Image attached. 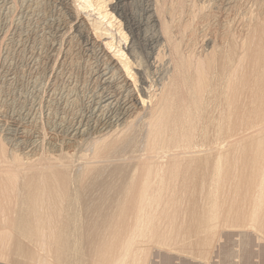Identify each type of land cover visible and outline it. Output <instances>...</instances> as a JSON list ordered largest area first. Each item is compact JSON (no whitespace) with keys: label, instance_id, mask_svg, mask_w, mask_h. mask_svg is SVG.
<instances>
[{"label":"rangeland","instance_id":"rangeland-1","mask_svg":"<svg viewBox=\"0 0 264 264\" xmlns=\"http://www.w3.org/2000/svg\"><path fill=\"white\" fill-rule=\"evenodd\" d=\"M222 1L224 0H128L125 5L126 13L129 16L131 15L130 17H133L132 19H136L140 23H143L139 28L136 26L134 27L136 35L134 36L135 38L132 39V35L130 34V30L128 29L129 25L125 23L126 21L118 18L117 14H114L112 12L113 6H116L118 1L93 0L95 6L93 7V9H90L91 13H89L91 15H94L95 17V19H90L93 20L92 24H98L96 22V19L102 18L100 15H98L99 13L97 10H95L96 8L100 9V7L104 6V10L108 11L110 14L113 13L112 15L114 16V18L110 20V22L113 23V27H111L110 24L107 23V20H102L105 23V26L103 28H108L111 30L109 33H106L109 36L110 40H104L103 44L105 45L107 42L111 41H113L114 44V47L112 49L108 48V52L113 55L119 50L120 46H123L126 43L127 45L131 44L130 46H132L133 54L135 56L132 59L133 66L131 67V69L133 70H131L130 72L136 79L135 81L137 85V91L140 90L139 92L141 93L139 94V92H137V100L139 102H142L144 100V102H147L144 103L145 111L143 110V113L141 112L138 117L132 119L131 124L126 125L124 128L119 129L116 133L110 134L101 139V141L110 139H114V141H123L129 136H134L135 140H137L131 148L124 152V154H120L117 157L110 158L107 161L106 159H104V161L103 158H97L94 154L92 145L98 141L93 137L78 140L73 148L68 149L65 144H63L64 135L61 132L59 133L60 130L54 128L52 122L55 121L54 118L58 111L53 109L52 113L49 116V112L47 110V100L51 95V90L53 87L52 77L54 76L56 70H47L48 72L41 71L40 76H38V79L40 80L37 79L38 86L36 87V90H34V97L36 98L35 104L36 107H38L36 108L38 112V128L42 136L41 150L39 154L34 158L27 159L21 152L13 150L12 145L4 140V134L8 131V129L13 132L12 134H14V131L16 133V125H18V123H16V116L22 110L21 108L23 106L28 107L34 100V98H32L29 93L33 91L31 88L34 84L33 82H35V79H32L28 74L31 61L29 58L27 59L29 55L24 56V58L22 53H20L19 45H17L19 41L18 39H20V27L22 20L21 17L23 13L20 1L10 0L11 9L8 11V15L5 19L6 11L1 7L3 5V2L2 0H0V8L2 9L0 10V144L3 145L5 151L4 160L0 159V170L7 171L8 169V171L14 172L16 174V190L25 195L29 188H34L42 183L45 178L41 175L43 171L47 172L49 170H53L56 173L55 182L61 184L64 187V192L67 196V199H71L70 196L73 197L74 194H77V177L79 173H81L82 169L85 168V163L90 161L95 162V166L102 167L104 169H122L125 167L129 169V175L131 176L133 169L137 165H141L139 164L140 162H147L148 159H150L151 152L147 149L146 138L148 137L150 125L155 120H159L162 124L164 123L163 126L166 130V135H164L163 139L164 149H162L160 159L165 166L168 165L166 167L168 170L172 167H176L177 164H179L178 167L181 165L179 167L180 175L178 174L180 177L170 176L166 174L163 178V181L160 183L161 185L158 186V183H156L157 187L155 185L156 189H153L154 202H152V208L144 214L148 221L152 223V225L148 227L149 229L147 228L148 230L145 229L144 236H142L140 242H138L136 245L139 250L144 249L143 253L146 250L144 254L140 253L139 259H142V262L144 261L143 263L140 261L141 264H264V221L259 225L261 227L256 226V229H254L255 227L252 228L251 226H244V224L237 222V220L235 219L227 221L228 223L224 221V219H220L216 223V225H213L212 227H201L202 225L200 224L199 219L200 214L199 210H197L201 208V206H204L205 203L207 204L206 199L208 200V195L206 193L207 188L203 189L205 188L203 187V185L205 186L206 184L208 186V183L205 182V179L209 178H205L204 175L206 174L210 166L206 167L204 165V161L206 159H210L211 161H213L215 155L217 154V149L221 147L220 145H224L225 143H227L226 141H228L227 144L229 145L226 144V150L229 151V161L231 163L232 172L234 174L240 173L241 171H243V165L247 161V157L244 156L249 151L248 143L252 140L251 137L253 138L257 133V130H254L259 129L258 127L264 124V122L260 123L259 120L255 118L258 121L257 122L254 119V116L251 115L254 112V104L252 103V101H250L253 98L250 96L252 92L254 93L252 95H255V92H258V88H256L255 83H253V76H255V70L253 67L256 61V57L252 56L251 53H253L254 55V53H256L255 50H260V47L261 49H264L263 42H261L260 40L264 35V33L263 35L260 34L262 33L261 30H264V25L262 24V21L264 22V20H262L264 19V0H234L235 6H233L229 10L231 12L226 10V13L225 9L223 10V8L220 7ZM148 5L154 6L156 16L160 22L159 26L157 27H153L152 24H147L145 21L147 18L145 15V10ZM3 7L5 8V6ZM212 12L214 13L212 14ZM228 12L229 14H231L227 15ZM214 15L216 16L215 20ZM254 17H256L257 19H255ZM254 22H258V24H260L255 25L256 23L254 24ZM252 27H254V30L252 29ZM257 29H260L259 33ZM159 31L162 32L163 37L161 40L162 42H159L160 44L152 41L153 35ZM254 31H256L255 34ZM120 32H123L125 34L127 33V41L122 38L120 39V37H122L119 34ZM95 33L96 32H93L94 35ZM251 33L253 34L251 35ZM111 34H113L114 39H111ZM255 35L260 37H255ZM258 38H260L259 41H257ZM253 40L256 41V44H253L252 46ZM99 41L102 42V40ZM243 42H245L246 45H249L251 43V48L248 47V45V48L245 47L246 45L244 46ZM257 42H259V44L261 42L262 44L257 46ZM237 47L240 49V51H238ZM244 48L247 50H245ZM253 48L254 51H251L253 50ZM263 49L261 50L262 52H264ZM249 50L250 52H248ZM8 51L10 52L8 53ZM261 51H258L257 53ZM18 53H20V55ZM6 56L8 58L10 57L8 59L9 62H11L12 60L14 61L12 68L16 69L20 76L23 73L24 82H22L21 79L13 82L11 81L13 77L11 78V76H8L6 74V65L4 61L6 59ZM116 56H120V54L116 53ZM250 57L251 59L249 60ZM242 58L244 59V61H242ZM123 59H126V57ZM208 59L210 61H208ZM202 60H206L209 63L212 61L210 63L212 68L210 70L212 72L210 71L211 74H209V81H211V85H209L210 88L206 90L207 92L205 91V94L203 93V96L201 98L202 100L200 101V106H196L193 102L191 94V80L192 76L197 71L198 66L203 62ZM238 60L239 62H237ZM263 60L264 59L262 57V62H260L263 63ZM240 62L241 64H238ZM249 64L253 65V67L250 65L252 68H249ZM241 68L245 69L246 72H248L246 74H243L246 77L242 75L243 69L240 70ZM138 70L140 71L139 73ZM251 70L253 71V73ZM140 73L142 75H140ZM238 73L239 76L237 75ZM137 76L140 77V79ZM250 76L251 81H249ZM30 78L32 79V81ZM233 78L234 81L232 80ZM241 78L243 79V83ZM244 78H246V80ZM240 81L241 83L239 86L238 82ZM244 81L246 84L244 83ZM9 83L12 84L11 87L13 86V89L11 87H7L9 86ZM235 84L238 87L235 86ZM244 84L245 86L242 87V85ZM246 85L248 86V88ZM252 86L256 90L253 89ZM61 87L63 88V86L59 84L58 89ZM37 88L39 89L37 90ZM245 88L247 89L248 93L251 92L248 97L246 95L248 94L246 93L247 91L244 90ZM233 89H239V93L236 94V97L233 96ZM14 90H18L19 92L22 91L23 93H21L23 97L18 98V95H12ZM60 90L62 89H59V92ZM59 92L57 93V95L59 94ZM238 94H242L243 96H239ZM138 95H140L141 98ZM231 98L232 100L235 98L236 99L232 101ZM240 98L242 99V102ZM24 99L27 101H25ZM82 101H84V103L86 101L87 103L89 101L88 97L86 95L85 97H81L79 103L77 104V106H75V112H77V109L80 108L78 107V105H82ZM238 101H240V103H238ZM245 101L247 104H244ZM13 103L15 104L13 105ZM233 103L235 104V106L232 105ZM248 103H250L249 105H253L250 106V110L248 109ZM223 104L225 106L227 104L230 105H227L225 107L223 106ZM239 104H242L243 107L241 106L240 108H237ZM229 107L232 110H228ZM46 111L48 114L46 113ZM54 111L57 112L54 114ZM228 111L232 114L234 113V115H237L240 112L239 115H244L245 123L250 122L251 125L254 126L252 127L250 126V124L247 125L245 123H243V127L242 123H240V126H237L239 125V123L236 124L235 118L231 117L229 121L224 122V125L227 129L225 128L224 130L226 131H222L221 134L219 126H223V114L225 117V114H227ZM243 111L245 112L243 113ZM247 112L250 114L249 116H246L248 115ZM213 114L217 117H215ZM219 115L221 116L220 120L218 118ZM50 117L52 118L50 119ZM249 119L252 120L250 121ZM231 120L233 121V124H235V126L231 124ZM255 122L259 125H256ZM185 125L187 126V128L185 127ZM227 125L229 128L227 127ZM231 126L233 129L231 128ZM215 129L217 130V132ZM134 130L136 133H134ZM248 130L249 132H247ZM236 131L239 133H237ZM240 131H242L243 135ZM220 135L223 137H221ZM188 137L189 139H187ZM52 138L56 139L62 146V150L58 153L52 154V152L48 151L47 143ZM236 140L238 142H236ZM241 140L242 142L240 143L239 141ZM233 148L235 149L232 151ZM245 149L247 150V152L245 151L244 153ZM193 152H196V154ZM231 152H233L234 155ZM183 156L186 157L184 158ZM15 157L17 159L16 161H19L18 163L15 162ZM187 157H189V159ZM195 157L198 158L197 161ZM241 158L244 159L242 160ZM82 159L85 161H82ZM111 159L116 160L112 163L110 161ZM171 159H174V161H172ZM192 162H194V165H196L197 168H195L196 166H194ZM182 163H184V165ZM202 165L204 166V168ZM202 169H205L206 172ZM192 174L194 176L191 177ZM82 175L84 179H88L93 177L94 174H92V171L89 170L86 172L83 171ZM107 175L108 173H106L104 177L110 179ZM228 179L229 178H223L217 182L221 183L222 185V187L220 186L222 189H220L219 191V197L224 200L226 199L227 201L231 199V190H233V188H230L231 182H237L236 178L229 180ZM224 184L228 185L226 186ZM169 186H171V189L169 188ZM175 188H177L178 190ZM157 189L158 194H156ZM241 191L243 194L241 193ZM239 192L242 194V197L245 196L244 187L240 188ZM224 193L226 194L223 196ZM244 199V201H247L246 203H248V199L246 198V196L244 197ZM71 200H73V198ZM165 202H168L169 204L167 203V205L165 204ZM162 204L163 206H166L165 211L159 210ZM69 208V206H66L62 210L61 219L63 223H68V225H70L73 221H75L77 222V224H80L82 220V214L84 212L78 211L77 215L73 217ZM23 210L25 211L26 208L24 207ZM117 218L125 221V223L119 227L117 231L118 234L127 236L136 229V215H133L132 212L118 214ZM75 230L76 231L73 235H78L79 239L85 238L79 243L81 249H83V251L81 250V253L79 254V257L84 260L83 264L84 262L85 264H104V262L106 263L108 260L114 258V256L111 257L110 251H102V248L98 245L90 246V243L87 242L86 237H84L86 236V230H83L81 226H75ZM1 235L2 234L0 233V236ZM59 249L60 246L58 247L55 243H51L48 246L46 245V247H44L36 241L27 239V237L24 236L22 232L14 230V232H12L10 235V240L0 241V253L6 254V257H0V264H61L59 262V252L57 251Z\"/></svg>","mask_w":264,"mask_h":264},{"label":"bare ground","instance_id":"bare-ground-1","mask_svg":"<svg viewBox=\"0 0 264 264\" xmlns=\"http://www.w3.org/2000/svg\"><path fill=\"white\" fill-rule=\"evenodd\" d=\"M19 1L22 6L23 13L21 17L22 20H21V27H20V31H21L20 39H18L19 41L17 40L18 41L17 45H19L20 53H22L23 57L29 55L27 59L29 58L31 60L30 66L28 65L29 66L28 74L32 79L33 78L35 79V82H33L34 84L31 88L33 91L29 93V95L32 98H34V100L31 99L33 101L32 103H30L28 107H25V106H23L22 108L20 107L22 110L21 111L19 110L20 112L16 116L17 117L16 123H18V125H16L17 126L16 133L14 131V134H12L13 132L8 129V131L4 134V137H5L4 140L12 145L13 150L21 152L27 159L34 158L39 154L41 150L42 136L38 128V125H39L38 124L39 122L37 120L38 112L36 109L38 107H36V104H35L36 98L34 97V93H35L34 90H36V87L38 86L37 79H38V76H40L41 71L46 72L47 70L49 71L56 70V72L54 73V76L52 77L53 87L51 90L50 98L48 97V100H47V110L49 112V116L52 113L53 109L58 111V112L57 111L53 112L54 114L57 112V114L54 118L55 121L52 123H53L54 128L57 130H60L59 133L61 132L64 135L63 144H65V146L68 149H70L74 147V145L77 143L78 140L93 137L95 140L98 141L92 145V149L97 158H103V160L106 159L107 161L110 158L117 157L120 154H124V152L128 150L129 148H131L135 144V141H137L135 140L134 136H129L125 138V140L123 141H114V139L101 141V139H103L104 137L110 134L116 133L119 129L124 128L126 125L131 124L132 119L138 117V115L143 110L145 111L144 103H147V102H144L145 100L142 102H139L137 100V92H139L140 90L137 91V88H136L137 85L135 81L136 79L134 78V75H132V73L130 72L131 70H133L131 69V67L133 66L132 59L135 56L133 54L132 46H130L131 44L127 45L126 43L125 45L119 47V50L116 53H119L120 56H116V53L111 55L108 52V48L112 49L114 47L113 41L107 42L105 45L103 44L104 40L106 41L110 40L109 36L106 33H109L111 30L108 28L106 29L103 28L105 26V23L102 20H107V23H109L110 26L113 27L112 25L113 23L110 22V20L114 18V16L112 15L113 13L117 14L118 18L126 21L125 23L129 25L128 29L130 30L132 39H134L135 38L134 36L136 35L134 27L136 26L139 28L142 26L143 23H140L136 19H132L133 17L131 18L130 17L131 15L129 16L126 13L125 5L128 0H117L118 1L117 5L113 6V9L111 8L113 12L112 14H110L108 11H105L104 6L100 7V9L96 8L95 10L98 11L99 13L98 15L102 17V18L96 19V22L98 23V24L94 23L96 25L92 24L93 20H90L91 18L95 19L94 15L89 14L91 13L90 9H93V7L95 6L94 5L95 3H93V0H19ZM2 2H3V5L1 7L3 8V10L5 9L6 11V13L4 12L6 14L5 15V19H6L8 15V11L11 9V2L10 0H2ZM3 6H5V8ZM233 6H235L234 0H226V1L224 0L222 1V4H220V7H222L223 10L225 9V13L227 12L226 10L229 11ZM0 10L2 9L0 8ZM229 12L227 13V15L229 14ZM213 13L214 12H212V14ZM145 15L147 17L145 20L147 24H152L153 27L159 26L160 22L156 16L154 6L148 5L145 10ZM215 17L216 16L214 15V20H215ZM256 17L254 18L257 19ZM258 22L257 23L254 22V24L256 23L255 25H257ZM130 23H133V24H130ZM262 24L264 25L263 21H262ZM253 28L254 27H252V29ZM259 30H258V33H259ZM93 32H96L95 35L93 34ZM160 32L161 31L156 32V33L154 32L155 34L152 37L153 42L159 43L162 40L163 38L162 32L161 33ZM261 32L262 33L260 34L263 35L264 30H261ZM255 33L256 31H254V34ZM119 34L122 36L120 37V39L122 38L126 40L127 33L125 34L123 32H120ZM252 34L253 33H251V35ZM110 36H112L111 39H114L113 34H111ZM30 37H31V40H30ZM255 37H260V36L255 35ZM259 39L260 38H258L257 41H259ZM99 40H102V42ZM260 40L261 42H263V46H264V35ZM261 42L260 44L259 42H257V46L261 45L262 44ZM243 43L245 46L246 45L245 42ZM250 44L249 45L247 44L248 47H250ZM253 44H256L255 40H253L252 46ZM247 45L245 47H247ZM254 48L251 51H254ZM262 49L260 47V50H255L256 53H254V55L253 53H251L252 56L256 57L254 67L253 65L249 64V68L252 66L255 70L254 71L255 76H253L254 82L253 81L252 82L255 83V87L258 88V92H255L256 94L252 95L254 94L253 92L251 94V92L248 93L246 88L244 89L245 91H247L246 93H248L246 94L247 97L250 94H251L250 96L253 97L252 100H250V98L249 100L252 101L254 106L252 104L249 105L250 103H248L249 105L248 109L250 108V106L254 107V112L251 111L253 112L251 115L254 116V119L257 118L260 123L264 122V60H263V63H261L262 57L264 59V52L261 51ZM238 51H240L239 48H238ZM258 51H261V52L257 53ZM9 52L10 51H8V53ZM248 52H250V50ZM20 53L18 54L20 55ZM125 57L126 59H123ZM251 57L249 58V60L251 59ZM9 58L6 56V59L4 60L5 65H6V74L8 76H11V78L13 77L11 79V81L13 82L18 79L19 80L21 79V81L24 82L23 73L20 76L17 70L12 68L14 61L12 60L11 62H9L8 61ZM239 60L237 62H239ZM202 61L203 62L198 66V69L192 76V80H191L192 81L191 83L192 93L191 94H192L193 102L196 106H200L201 104L200 101L202 100L201 98L203 96V93L208 88H210L209 85H211L210 84L211 81H209L210 80L209 74H211L212 72L210 70L212 69L210 65L212 61L210 63L208 62L210 61L209 59L208 61L206 60H202ZM242 61H244L243 58H242ZM238 64H241V62ZM242 69L243 68H241L240 70ZM245 69H243L242 75L248 73L246 72ZM247 70H248V67H247ZM139 72L140 71L138 70V73ZM236 73H237V69H236ZM140 75L142 74L140 73ZM237 75L239 76V73ZM243 76L246 77L245 75ZM138 78L140 79V77ZM244 79L246 80V78ZM250 79H251V76L249 78V81H251ZM232 80L234 81V78ZM235 81H236V78H235ZM238 81H239V78H238ZM238 83H239L238 85L240 86L241 81ZM242 83H243V79H242ZM59 84L63 86V88L62 87L59 88V89H62L60 90V92L58 89ZM245 84L242 85V87L245 86ZM11 85L12 84L9 83V86L7 87L9 88L11 87ZM235 86L237 85L235 84ZM11 88L13 89V86ZM38 89L39 88H37V90ZM18 90H14L12 95L13 94L18 95L17 96L18 98L23 97L22 96L23 92L21 91L22 92L21 93ZM58 92L59 94L57 95ZM237 93H239V89L237 90L233 89V96L236 97ZM139 94L141 93L139 92ZM85 95L88 97L89 101L87 103L86 101L85 103L84 101H82V105L79 104L78 107L80 108H78L77 112H75L76 111L75 106H77L81 97L82 96L85 97ZM238 95L240 96L242 94H238ZM138 96L140 97V95ZM240 100L242 102L241 98ZM238 103H240V101H238ZM14 104L15 103H13V105ZM244 104H247L246 101ZM227 105L229 106L230 104H227ZM232 105L235 106L234 103ZM223 106L225 105L223 104ZM241 106L243 107L242 104H239L237 108H240ZM230 109L231 108L229 107L228 110ZM244 112L245 111H243V113ZM239 113L237 114L236 112L237 115H234V113L232 114L231 112L228 111V113L225 114V117L223 114V118H224L223 123H222L223 126L219 124L220 125L219 129L221 131L220 132L221 134H222V131H226L224 130L226 128V126L224 125V122L229 121L231 117L235 118L236 122L235 121L234 122L236 124L239 123V125L237 126H240V123H242V127H243V123H245V118H244V115H239ZM249 115L250 114L248 113V115L246 116H249ZM214 116L217 117L216 115ZM220 117L221 116L219 115L218 117L219 120H220ZM51 118L52 117H50V119ZM249 120L251 121L252 119H249ZM163 124L159 120L158 121L155 120L150 125V129L148 131V137L146 138L147 139L146 140L147 149L151 152L150 159H148L147 162H143V163L140 162L139 164L141 165H137L133 169L131 176L129 175V169L125 167L122 169H117V168L104 169L102 167L95 166L94 164L95 162H91V161L86 162L85 163L86 165L84 166L85 168L82 169L81 173H79L77 177V183H76L78 187L77 192H76L77 194L76 195L74 194L73 197L70 196L71 199L73 198V200L67 199V196L65 195V192H64V187L61 184L55 182L56 173L53 170H49L47 172L43 171L41 175L42 177H45V178L42 181V183H40L34 188H29L25 195L16 190V185H17L16 174L14 172L8 171L7 168H6L7 171L0 170V233L2 234L0 236V241L10 240L11 233L14 232V230H18L22 232L23 235L27 237V239L36 241L44 247H46V245L48 246L51 243H55L58 247L60 246V249L57 251L59 252V262L61 264H83L84 260H82L79 257V254L81 253V250L83 251V249H81V246L79 245V243L85 238L79 239L78 235L76 234L73 235L74 232L76 231L75 226L79 225L82 227L83 230L84 229L86 230V234H85L86 236L84 237H86V240L87 242L90 243L89 244L90 246L98 245L102 248V251H107V252L110 251L111 257L114 256L113 259L108 260L106 263L104 262V264H139V262L142 260V259L141 260L139 259L140 253L142 254L144 249L139 250L136 245L138 242H140V239L142 238V236H144L145 229H147L150 225H152V223L148 221V219L146 218L144 214L145 212L147 213L148 210L152 208V202H154L153 201L154 200L153 199L154 198L153 189L155 188L156 183H158V186L161 185L160 183L163 181V178L165 177L166 174L170 176H175V177L180 175L179 167L181 165L178 167L179 164H177L176 167H172L171 169L168 170L166 168L168 165L165 166L164 163L160 159L162 149H164L163 139H164V135H166L165 134L166 130ZM231 124L235 126V124H233V121L231 122ZM245 124L247 125L250 124V126L252 127L254 126V125H251L250 122L249 123L247 122ZM257 124L258 123H256V125ZM185 127L187 128L186 125ZM258 128L259 129H255V130L252 129L254 131L257 130V133L256 134L254 133L255 135L253 138L251 137L252 140L249 138L251 140L248 143L249 151L247 152L246 149L244 150V153L245 151L247 152V154L244 156V157H247V161L244 163L243 165L244 169L240 173L234 174L232 172L231 163L229 161L230 160L229 153H228L229 151L226 150L227 145H229L227 144L228 141H226L227 143H225L224 145H220L221 147L218 146L219 148L217 149V154L215 155L213 161H211L210 159H206L205 161L203 160L205 163L204 165L206 167L207 166H210V167L207 170V172L204 169L206 172L204 177L209 178V179H205V182L208 183V186L205 184V186L203 185V187L205 188L202 187L203 189L207 188V192H206L208 195L207 197L208 200L206 199L207 204L204 202L206 205L204 204V206H201V208L197 209L199 210V214H200L199 219H200V224L202 225L201 227H212L213 225H216V223L220 219L221 220L224 219V221L226 222L235 219L237 220V222L244 224V226H249V227L251 226L252 228L255 227L254 229H256V226H259L260 224L263 223L264 221V124ZM240 132L242 133V131ZM247 132H249V130ZM134 133H136L135 130H134ZM227 133H228V130H227ZM208 134H211V133H208ZM187 139H189V137ZM232 140H235V139H232ZM236 142L238 141L236 140ZM239 142L241 143L242 140ZM47 148L49 152H52V154L58 153L62 150V146L54 138L48 141ZM234 149L235 148H233L232 151ZM238 151H239V148H238ZM196 152H193V153L196 154ZM231 153L233 154V152ZM4 158H5V151H4L3 145L0 144V159L4 160ZM187 158L189 159V157ZM195 158L197 161L198 158L197 157ZM14 160L16 163L19 162V161H16L17 160L16 157L14 158ZM115 160L116 159L114 160L111 159L110 161L113 163V161ZM180 160H181V157H180ZM82 161H85V160L82 159ZM96 161H99V160H96ZM172 161H174V159ZM172 161H171V164H172ZM99 162H102V161H99ZM192 163L194 165V162ZM182 164L184 165V163ZM195 168H197V166ZM89 170L92 171V174H94L93 177L84 179L82 175L83 171L86 172ZM106 173H108L107 176H109L108 178H110L111 180L104 177ZM192 176L194 175L192 174L191 177ZM223 178H229V179L236 178L237 179L236 183L233 181H232L233 183L231 182L230 188H233V190H231L232 194H231V199L229 201H227L226 199L225 200L221 199L219 197L220 196L219 191L220 189H222L221 188L222 185L221 183H217V182ZM174 183H173V186H174ZM170 187L171 186H169V188ZM242 187L245 188L244 195L248 199V203H246L247 201L246 202L244 201L245 196L242 197V194H243L242 191H241L242 194L239 192L240 188ZM156 194H158V189L156 190ZM225 194L226 193H224L223 196ZM167 203L168 202H165V204ZM66 206L70 207L69 209L71 210L73 217L77 215L78 211L84 212L82 214V220L80 224H77V222L75 221H73L70 225H68V223H65V224L63 223L61 219V214H62L63 208ZM24 207L26 208L25 211L23 210ZM159 210L165 211L166 206L165 205L163 206L162 204ZM128 212H132L133 215H136V218H135L136 229L131 234L127 236H123V235L118 234L117 231L119 227L125 223V221L117 218V216L118 214H123V213H128ZM0 257H6V254L0 253Z\"/></svg>","mask_w":264,"mask_h":264}]
</instances>
